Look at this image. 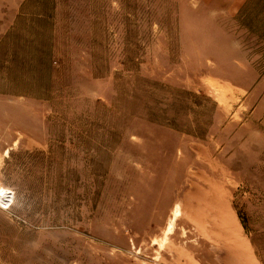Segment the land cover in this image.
<instances>
[{
	"label": "rangeland",
	"instance_id": "rangeland-1",
	"mask_svg": "<svg viewBox=\"0 0 264 264\" xmlns=\"http://www.w3.org/2000/svg\"><path fill=\"white\" fill-rule=\"evenodd\" d=\"M0 264H264V0H0Z\"/></svg>",
	"mask_w": 264,
	"mask_h": 264
}]
</instances>
